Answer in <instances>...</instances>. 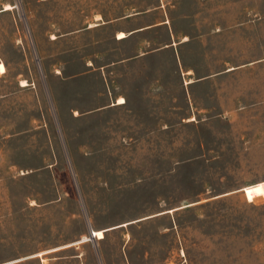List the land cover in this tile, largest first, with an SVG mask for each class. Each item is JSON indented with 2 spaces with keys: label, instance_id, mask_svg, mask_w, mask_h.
I'll use <instances>...</instances> for the list:
<instances>
[{
  "label": "rangeland",
  "instance_id": "1",
  "mask_svg": "<svg viewBox=\"0 0 264 264\" xmlns=\"http://www.w3.org/2000/svg\"><path fill=\"white\" fill-rule=\"evenodd\" d=\"M0 63V264H264V0H0Z\"/></svg>",
  "mask_w": 264,
  "mask_h": 264
},
{
  "label": "crops",
  "instance_id": "2",
  "mask_svg": "<svg viewBox=\"0 0 264 264\" xmlns=\"http://www.w3.org/2000/svg\"><path fill=\"white\" fill-rule=\"evenodd\" d=\"M166 24V23H165ZM154 26H157V25H154ZM151 28L152 27V25H150V26H146L145 28H141L140 30H136V31H134V32H132L131 33V35H134V34H137V33H141V32H144L145 30L144 29H146V28ZM153 28V27H152ZM128 38V35H127V37L126 38H123V39H118L119 41H121V40H125V39H127ZM161 50H159V51H156V52H152V53H143V54H141V55H139L138 57H136V59H133V60H140V62H148V61H152V60H154V58H157V59H159L160 58V56L161 55H158V54H162V52H160ZM129 61V60H128ZM127 102V101H126Z\"/></svg>",
  "mask_w": 264,
  "mask_h": 264
},
{
  "label": "bare ground",
  "instance_id": "3",
  "mask_svg": "<svg viewBox=\"0 0 264 264\" xmlns=\"http://www.w3.org/2000/svg\"><path fill=\"white\" fill-rule=\"evenodd\" d=\"M8 9H11V6L7 5L6 10H8ZM125 37H126V35L124 33H120V35L118 36L119 39H123ZM5 72H6L5 65L3 63H0V73H5ZM123 103H125V100L123 98H121L118 104H123ZM93 235L95 237H97L99 240L105 238V233L103 231L93 232ZM83 240H85V239H83Z\"/></svg>",
  "mask_w": 264,
  "mask_h": 264
},
{
  "label": "snow or ice",
  "instance_id": "4",
  "mask_svg": "<svg viewBox=\"0 0 264 264\" xmlns=\"http://www.w3.org/2000/svg\"><path fill=\"white\" fill-rule=\"evenodd\" d=\"M122 102V101H121Z\"/></svg>",
  "mask_w": 264,
  "mask_h": 264
}]
</instances>
